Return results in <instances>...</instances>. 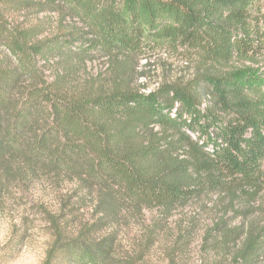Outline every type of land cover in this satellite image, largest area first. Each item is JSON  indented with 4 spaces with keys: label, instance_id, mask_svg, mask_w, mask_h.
Returning <instances> with one entry per match:
<instances>
[{
    "label": "trees",
    "instance_id": "16d2710c",
    "mask_svg": "<svg viewBox=\"0 0 264 264\" xmlns=\"http://www.w3.org/2000/svg\"><path fill=\"white\" fill-rule=\"evenodd\" d=\"M263 165L264 0H0V202L70 187L41 264H264Z\"/></svg>",
    "mask_w": 264,
    "mask_h": 264
},
{
    "label": "rangeland",
    "instance_id": "374dc122",
    "mask_svg": "<svg viewBox=\"0 0 264 264\" xmlns=\"http://www.w3.org/2000/svg\"><path fill=\"white\" fill-rule=\"evenodd\" d=\"M44 16L38 14V19ZM50 16L52 21L59 19L56 13ZM65 21L66 24L71 23L68 18ZM174 60L170 58L171 62ZM100 66L94 63L89 68L94 73ZM68 189L70 187L66 182L57 185L54 180L41 175L23 187H10L9 192L3 194L0 202V264H41L51 241L42 209H55L61 199H66ZM84 209L76 212L77 221L84 215ZM253 210L254 218L264 221V186ZM63 213L68 212L65 209ZM150 215V212L146 213L147 218ZM68 220L71 225L75 222ZM164 258L161 249L156 247L151 251L146 264H167Z\"/></svg>",
    "mask_w": 264,
    "mask_h": 264
}]
</instances>
